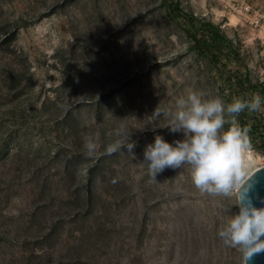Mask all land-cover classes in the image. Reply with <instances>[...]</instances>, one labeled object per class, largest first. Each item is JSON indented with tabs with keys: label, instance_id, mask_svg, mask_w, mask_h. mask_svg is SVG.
Returning a JSON list of instances; mask_svg holds the SVG:
<instances>
[{
	"label": "rangeland",
	"instance_id": "374dc122",
	"mask_svg": "<svg viewBox=\"0 0 264 264\" xmlns=\"http://www.w3.org/2000/svg\"><path fill=\"white\" fill-rule=\"evenodd\" d=\"M188 14L238 58L196 53ZM230 72L264 82V0H0V264H242L217 235L232 201L201 194L187 165L154 182L143 163L156 135L183 139L152 123L156 108L193 90L224 98ZM121 125L135 158L104 154Z\"/></svg>",
	"mask_w": 264,
	"mask_h": 264
},
{
	"label": "clouds",
	"instance_id": "9594fccd",
	"mask_svg": "<svg viewBox=\"0 0 264 264\" xmlns=\"http://www.w3.org/2000/svg\"><path fill=\"white\" fill-rule=\"evenodd\" d=\"M245 111L264 112V97L257 93L228 102L219 95L206 96L193 90L177 98L174 112L157 108L153 112V124L164 116L168 122L162 127L171 133L182 132L183 139L169 143L156 135L143 153V163L152 181L156 182L157 175L167 168L181 169L187 165L191 183L201 194L232 201L225 209L228 219L217 235L225 246L241 253L242 264L264 252V207H254L247 196V182L260 168L249 158L253 150L251 128L238 122ZM115 135L124 138L108 145L104 154L113 155L126 149L135 158L137 143L129 138L130 131L121 125ZM85 150L95 157L98 145L89 139ZM232 204L238 206L239 212L228 215Z\"/></svg>",
	"mask_w": 264,
	"mask_h": 264
},
{
	"label": "trees",
	"instance_id": "16d2710c",
	"mask_svg": "<svg viewBox=\"0 0 264 264\" xmlns=\"http://www.w3.org/2000/svg\"><path fill=\"white\" fill-rule=\"evenodd\" d=\"M178 11V4H169V12L172 15H177ZM186 17L187 26L183 30L192 41L191 47L196 53L207 55L213 63L218 62L220 53L232 52L238 58L239 55L233 50L232 40L221 32L220 27L211 21L196 19L192 14L186 15ZM216 81L218 92L224 93L225 101L230 102L237 97L248 98L257 93L264 97V82L253 81L249 74L240 75L230 72L224 78L221 76L216 78ZM256 113L253 112L249 115L245 111L239 115L238 122L241 126H250L249 136L252 145L259 142V146L264 147V121ZM262 113L264 114V112ZM258 137L261 140L258 141Z\"/></svg>",
	"mask_w": 264,
	"mask_h": 264
},
{
	"label": "water",
	"instance_id": "95a60500",
	"mask_svg": "<svg viewBox=\"0 0 264 264\" xmlns=\"http://www.w3.org/2000/svg\"><path fill=\"white\" fill-rule=\"evenodd\" d=\"M264 166V165H262ZM247 182L249 191L247 196L251 199L254 207H264V167L259 166ZM248 264H264V252L255 254Z\"/></svg>",
	"mask_w": 264,
	"mask_h": 264
},
{
	"label": "bare ground",
	"instance_id": "6f19581e",
	"mask_svg": "<svg viewBox=\"0 0 264 264\" xmlns=\"http://www.w3.org/2000/svg\"><path fill=\"white\" fill-rule=\"evenodd\" d=\"M249 158L251 159V156H250V155H249ZM262 165H264V164H262ZM262 165H261V166H262ZM256 167H259V166H256Z\"/></svg>",
	"mask_w": 264,
	"mask_h": 264
},
{
	"label": "built area",
	"instance_id": "2783aa9c",
	"mask_svg": "<svg viewBox=\"0 0 264 264\" xmlns=\"http://www.w3.org/2000/svg\"><path fill=\"white\" fill-rule=\"evenodd\" d=\"M248 10V9H247Z\"/></svg>",
	"mask_w": 264,
	"mask_h": 264
}]
</instances>
